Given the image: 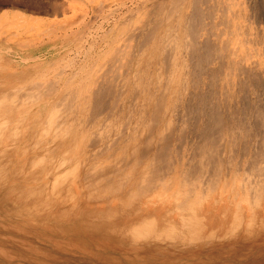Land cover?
<instances>
[{
  "label": "bare ground",
  "instance_id": "6f19581e",
  "mask_svg": "<svg viewBox=\"0 0 264 264\" xmlns=\"http://www.w3.org/2000/svg\"><path fill=\"white\" fill-rule=\"evenodd\" d=\"M91 7L96 28L27 25L0 42V64L21 57L0 68V157L16 155L18 183L0 254L264 264V0ZM82 37L74 57L40 59Z\"/></svg>",
  "mask_w": 264,
  "mask_h": 264
},
{
  "label": "rangeland",
  "instance_id": "374dc122",
  "mask_svg": "<svg viewBox=\"0 0 264 264\" xmlns=\"http://www.w3.org/2000/svg\"><path fill=\"white\" fill-rule=\"evenodd\" d=\"M23 1L24 0H0V42H1V40H6L8 42L9 41L15 42L14 40H17L20 38L19 36L16 37L15 34H20L26 28L27 25H28V27L33 26L34 27L33 30H36L35 27H37V29H40V28L42 29L44 27H49V26L53 25L54 23L56 24L57 22H58L56 24L57 27H59V26L62 27L64 25L69 26L70 23H73L72 29L77 30V27H78V29H80V27L84 24L85 20H86L85 22H89L90 20L91 21L93 20L92 22H94V23L92 24L93 26H91V28H96L98 26V23L101 21L100 16L94 17V15H92L93 11H92L91 6H92V3H95L96 0H93V1L92 0H25L24 2ZM91 1H92V3H91ZM27 2L28 3L30 2V3L28 4ZM33 3H35L34 5H36V6L33 7V5H31ZM89 7H91V8H89ZM85 10H87V11H85ZM84 12L85 13L87 12V13L85 14ZM81 14H85V16L83 15L84 17L82 16V19H81ZM102 14H105V13H102ZM127 15L128 14L123 15V16L126 17ZM20 17H24L22 19H24L25 21L20 22ZM81 20H83L82 24H81ZM79 21H80V24H79ZM121 21H122V18L120 19V22ZM111 22L112 21H110L109 23H111ZM105 25H106V27H105ZM102 26L104 28H108L107 24H103ZM33 27H31V28H33ZM33 30H31V32H30V30L27 31L28 33H26L25 35H29L30 33L32 35H34L35 32H32ZM25 31H26V29H25ZM59 32H60L59 35L62 34V31L59 30ZM7 33H11V34L7 35ZM115 33H116V31H115ZM76 36L77 35H75L74 37H76ZM78 36L80 37L81 35H78ZM70 40H75V39H70ZM76 40H75V42L69 41V44L64 46V48L66 47V48L70 49V51H69L70 53H67V55L62 54L61 51H56V52L54 51V52H52L53 54H51V53L40 54V55H43V57H41L40 59L46 60V61L50 60L49 62H51V61L55 62L58 59L66 60L65 57L68 58V56H69V58L74 57V55H76L77 50L82 49V46H84L82 51H84L88 46L87 41L85 40V37H82L81 39H76ZM79 40H80V42H79ZM84 41L86 44L83 45L82 43H84ZM89 41H91V40H89ZM71 42H72V44H71ZM75 43H77V45ZM74 44H75V46H74ZM103 45H104V43H103ZM98 46L99 47L96 46L93 49L92 52L94 54L93 55H92V53L89 54L92 56H88V58H86L85 61H88V62L90 61V64L94 62L93 60H95V58L97 56L96 54H98L97 51H99L101 49L102 43ZM1 47H2V45L0 44V55L8 54L5 51H3ZM8 47H11V46H8ZM36 55H38V53H35V56ZM84 56H85V54L83 52H81V54H78L76 56V59H75L76 64H79L80 62L84 61ZM12 58L13 59H11V60L7 59L6 62H4L3 64H0V68L1 67L4 69H6V68L8 69L9 67L18 68L19 65L15 64V63L21 57L18 58V57L13 56ZM77 59H78V61H77ZM84 62H82L81 64H83ZM0 63H2V62L0 61ZM61 66H62V64H61ZM1 74L2 73H0V76L4 75V74H2V75ZM0 80L2 81L3 78L0 77ZM7 154H9V155H7ZM15 157H16V155H14L12 153H6L4 155V157H0V185H1L0 186V211L4 210L8 206H10L11 201L9 198L12 199L13 197L16 196V194H17L16 192H18V189H15V187H13L14 185H17L18 183H16L15 179L12 178V175H10V171H12V170H9V167L6 168V165H5L6 161H8L9 159L10 160L12 159V161H13L15 159ZM3 170H4V172H3ZM7 171H8V174H7ZM11 187H13V188L11 189ZM10 190H12V191H10ZM3 192H4V195H3ZM7 218L10 219L9 213H8V216L6 215V217H4V218L0 216V226L3 225V223H4L3 221L7 222V220H6ZM8 233L9 232L6 231V233H0V234L5 235ZM23 255H24V257H22ZM32 258L34 259V261L32 260ZM17 261H19V262H17ZM37 261H39V260H35L33 255L32 256H26V253L20 254V255H13L12 257H9V256L3 257L0 254V264H24L25 262H26L25 264H30V262H31V264H50V262L46 261V260H44V263L42 261H40V262H37ZM65 263H67V262L62 261V260L59 262V264H65ZM69 263H71V261ZM72 263L75 264L74 262H72Z\"/></svg>",
  "mask_w": 264,
  "mask_h": 264
}]
</instances>
